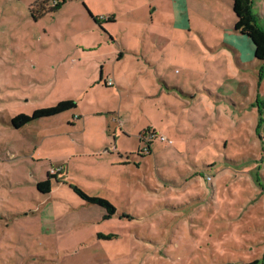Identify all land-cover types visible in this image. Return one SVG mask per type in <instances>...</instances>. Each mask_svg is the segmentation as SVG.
<instances>
[{
  "label": "rangeland",
  "instance_id": "374dc122",
  "mask_svg": "<svg viewBox=\"0 0 264 264\" xmlns=\"http://www.w3.org/2000/svg\"><path fill=\"white\" fill-rule=\"evenodd\" d=\"M234 20L229 0H0V264H264V70Z\"/></svg>",
  "mask_w": 264,
  "mask_h": 264
},
{
  "label": "trees",
  "instance_id": "16d2710c",
  "mask_svg": "<svg viewBox=\"0 0 264 264\" xmlns=\"http://www.w3.org/2000/svg\"><path fill=\"white\" fill-rule=\"evenodd\" d=\"M45 1V0H42ZM232 12L234 14L235 20L233 24V31L240 35L246 36L251 42V49L253 51V58L260 62V77L264 70V27L259 25L257 16L252 11V0H229ZM32 10V8H31ZM53 11V8H50ZM94 23L102 27L103 23L114 22L112 18H107L104 22L95 16H91ZM260 17V16H259ZM264 19V15L261 16ZM76 108V104L72 100H65L56 103L54 106L36 109L32 112L31 116L18 114L14 116L10 124L15 129H20L24 125L41 118H49L66 111ZM261 113V111H259ZM261 117V114H260ZM78 119V118H77ZM36 188L41 193H48L49 191V182L41 181L38 182ZM73 190L88 204L97 205L100 208L105 210V215L103 216L104 220L110 219L115 214V208L105 199L88 197L83 194L76 187ZM99 239L110 240L113 235L108 234L104 235L99 233L97 235ZM257 264V262L249 263Z\"/></svg>",
  "mask_w": 264,
  "mask_h": 264
},
{
  "label": "built area",
  "instance_id": "2783aa9c",
  "mask_svg": "<svg viewBox=\"0 0 264 264\" xmlns=\"http://www.w3.org/2000/svg\"><path fill=\"white\" fill-rule=\"evenodd\" d=\"M107 85H112V81L111 80H107V83H106ZM166 141V139H164V138H160V141Z\"/></svg>",
  "mask_w": 264,
  "mask_h": 264
},
{
  "label": "crops",
  "instance_id": "0c3cea01",
  "mask_svg": "<svg viewBox=\"0 0 264 264\" xmlns=\"http://www.w3.org/2000/svg\"><path fill=\"white\" fill-rule=\"evenodd\" d=\"M233 32H234V31H233ZM234 33H236V32H234ZM237 34H238V33H237ZM237 34H236V35H237ZM238 35H239V34H238ZM249 48L251 49V47L248 46V47H247V51H248ZM247 55H248V52H247Z\"/></svg>",
  "mask_w": 264,
  "mask_h": 264
}]
</instances>
